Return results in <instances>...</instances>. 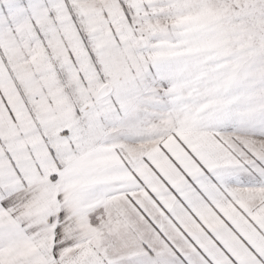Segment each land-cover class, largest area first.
Returning <instances> with one entry per match:
<instances>
[{"label": "snow or ice", "instance_id": "obj_1", "mask_svg": "<svg viewBox=\"0 0 264 264\" xmlns=\"http://www.w3.org/2000/svg\"><path fill=\"white\" fill-rule=\"evenodd\" d=\"M0 264H264V0H0Z\"/></svg>", "mask_w": 264, "mask_h": 264}]
</instances>
